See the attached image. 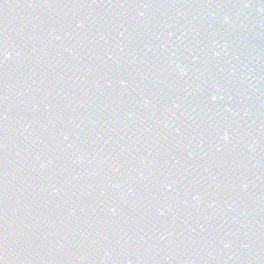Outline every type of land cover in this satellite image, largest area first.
<instances>
[{
    "label": "snow or ice",
    "instance_id": "obj_1",
    "mask_svg": "<svg viewBox=\"0 0 264 264\" xmlns=\"http://www.w3.org/2000/svg\"><path fill=\"white\" fill-rule=\"evenodd\" d=\"M0 56H3V58L6 59L7 58V53H4V52L0 51ZM212 99H216V97L213 96ZM224 139H227V136H225ZM0 264H3V261H0Z\"/></svg>",
    "mask_w": 264,
    "mask_h": 264
}]
</instances>
